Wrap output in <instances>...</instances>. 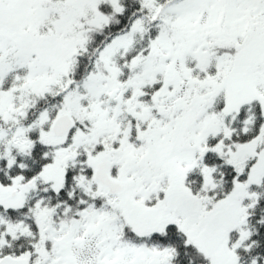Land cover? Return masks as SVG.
Instances as JSON below:
<instances>
[{"label": "snow or ice", "instance_id": "obj_1", "mask_svg": "<svg viewBox=\"0 0 264 264\" xmlns=\"http://www.w3.org/2000/svg\"><path fill=\"white\" fill-rule=\"evenodd\" d=\"M0 264H264V0H0Z\"/></svg>", "mask_w": 264, "mask_h": 264}]
</instances>
